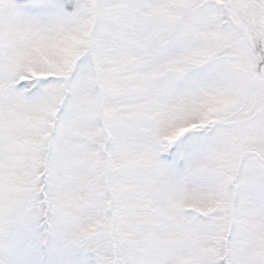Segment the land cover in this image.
Segmentation results:
<instances>
[{
    "label": "snow or ice",
    "instance_id": "1",
    "mask_svg": "<svg viewBox=\"0 0 264 264\" xmlns=\"http://www.w3.org/2000/svg\"><path fill=\"white\" fill-rule=\"evenodd\" d=\"M0 264H264V0H0Z\"/></svg>",
    "mask_w": 264,
    "mask_h": 264
}]
</instances>
